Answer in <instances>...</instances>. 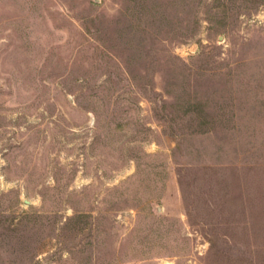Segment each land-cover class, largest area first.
I'll list each match as a JSON object with an SVG mask.
<instances>
[{
	"label": "rangeland",
	"instance_id": "374dc122",
	"mask_svg": "<svg viewBox=\"0 0 264 264\" xmlns=\"http://www.w3.org/2000/svg\"><path fill=\"white\" fill-rule=\"evenodd\" d=\"M0 264H264V0H0Z\"/></svg>",
	"mask_w": 264,
	"mask_h": 264
}]
</instances>
